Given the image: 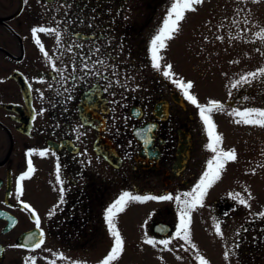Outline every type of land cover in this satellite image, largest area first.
Masks as SVG:
<instances>
[{
  "label": "flooded vegetation",
  "instance_id": "af4514ba",
  "mask_svg": "<svg viewBox=\"0 0 264 264\" xmlns=\"http://www.w3.org/2000/svg\"><path fill=\"white\" fill-rule=\"evenodd\" d=\"M153 2L0 0V264H25L29 257L35 260L28 264H99L113 244L105 211L123 192L175 196L190 191L205 171L214 154L206 148L209 141L198 109L162 72L151 67V45L143 40V31L154 17ZM67 4L72 7H61ZM53 17L73 21L69 31L80 34L75 42L85 44L83 50L69 52L73 40L68 35L58 46L55 34L37 33L52 57L46 60L31 28L54 27ZM94 42L101 47L99 55L114 66L100 68L102 76L85 75L81 70L79 57ZM165 49L160 51L162 67L167 65ZM74 62L76 79H72ZM53 64L65 69L64 82ZM112 71L117 75L112 76ZM117 79L126 87L113 84L104 90ZM260 86L252 91L228 86L223 92L226 121L223 133L216 131L226 139V147H220L235 149L237 160L226 164L221 179L208 190L205 210L197 208L192 213V242L197 233L210 231L219 264H264V218L256 215L264 211V196L251 199V208H246L229 195L240 193L247 198L246 173L264 178L260 167L264 164V128L236 124L237 117L229 115L232 108H264ZM247 93L258 102H248L250 98L246 102ZM41 108L44 113L37 115ZM137 111L139 115L133 116ZM149 126H154L147 134L151 143L145 145L136 132ZM46 149L45 156L38 154ZM30 150L37 151L28 157ZM29 158L35 171L22 181L24 191L17 198L16 181L27 170ZM57 164L65 203L49 218L60 196ZM20 201L40 217L45 235L39 249L13 247L39 231ZM9 217L16 221L14 225ZM213 218L221 222L222 238L215 233ZM177 223L174 201L129 203L116 216L124 252L113 264H198L195 249L182 240L172 241V251L144 243L146 238L172 237ZM237 242L239 248L235 249ZM226 249L235 251L228 260L224 259ZM135 253L143 254L141 260H134Z\"/></svg>",
  "mask_w": 264,
  "mask_h": 264
},
{
  "label": "snow or ice",
  "instance_id": "6c2138e0",
  "mask_svg": "<svg viewBox=\"0 0 264 264\" xmlns=\"http://www.w3.org/2000/svg\"><path fill=\"white\" fill-rule=\"evenodd\" d=\"M27 3V0H24ZM253 3H258L259 0H252ZM204 3V0H173L170 8L168 9L167 15L163 20V25L157 31V34L151 40V67L157 72H162L164 78L169 79L173 85H175L178 89L181 90L183 97L194 105L199 112L200 119L205 127V131L208 137V143L206 144V148L209 149L214 155L207 161L205 171L201 174L198 182L192 187L190 191L178 193L175 196L172 194H165L161 196L154 195H133L130 192H123L118 199H116L105 211V221L108 228V232L113 238V244L108 252V254L99 262V264H113V262L117 261L122 253L124 252V240L121 236L120 231L116 226V216L118 213L124 212L126 207L131 202H145L149 200H157V201H174L178 208V223L176 225L175 233L172 237L168 239L155 240L154 238H146L144 243L148 245H152L155 247L157 244L162 245V251L167 249L168 251H172L169 248V245L172 243L174 239L182 240L184 244L190 246L191 249H196L197 246L192 242V233H191V225H192V213L197 210V208L204 207V199L208 194V190L213 187V185L221 179L222 172L225 170L226 164L229 161L237 160V153L235 149L224 150L220 145L223 142L222 134L216 131L217 125L213 120V113L222 112L225 110V105L217 100H209L206 104L199 103L196 95L192 93V89L194 87L193 81H185L182 78H177L176 74L173 72V66L171 64H167L162 67L161 60L163 57L160 55V51L167 47L166 41L173 38L174 34L179 31V24L182 20L185 19V13L189 11H196V6ZM61 7H66L70 9L72 7L71 4L61 5ZM64 15L67 16L68 12L65 11ZM54 27H46L43 25L34 26L31 28V34L35 43L40 46V51L44 54L46 60L51 61L52 57L45 51L41 41L37 38V33H47V34H55L57 45L59 46L62 41L64 35H68L73 43L69 44L67 50L69 52L73 51L74 48L83 50L85 48V44L76 43V37L79 36V33H71L69 31L68 25L72 24V20L62 21L56 20L53 17ZM234 24H238L239 22L233 20ZM247 23V20H245ZM64 25L63 28L61 25ZM92 27L91 24L88 25ZM255 39L264 42V27H260L258 31L253 33ZM230 39H239L240 34L237 36H231L229 34ZM207 39V38H206ZM216 39L223 40L224 37L217 36ZM101 47L98 43H93L89 48V51L86 55H81L79 57L81 61V70L85 73V75H93V76H102L103 72L100 71V68H104L106 70L114 68V66L109 65L105 58L100 56ZM99 66V67H98ZM53 70L58 72L61 82L66 80L63 73L65 69H57L53 64ZM76 70L75 62L73 63V76L72 79H76L74 73ZM117 73L112 71V76H116ZM264 79V67L257 68L255 71L247 72L244 75H241L239 79L233 81L231 83V89L243 88L245 85L251 86L254 81ZM113 84H119L121 87H126V85L121 84L120 80H113L109 82L108 86L104 89L108 91ZM51 87V85H50ZM65 91L68 89L65 88ZM115 95V93H113ZM232 96L231 90L229 91V97ZM43 99V94L40 96ZM244 100H248L249 97H243ZM114 103H117L114 101ZM45 109L41 108L37 115H42ZM139 115V112H134L133 116ZM229 115H233L237 117L235 119L236 124H244L249 126H255L264 128V108L258 107H245L242 110L239 108H232ZM35 119V116L33 117ZM154 126H149L148 128L137 130L136 135L143 139V143L148 145L151 143V138L147 134L152 131ZM37 150H30L27 153L28 157H31L33 152ZM48 150L39 151L40 156H45ZM54 155V153H53ZM260 167H264V164L260 165ZM35 171L33 167L32 160L29 158L27 160V170L23 172L16 181V190L15 195L19 198L23 194V184L26 178H30L31 174ZM60 166L57 164L56 168V177L57 181L60 184L59 192V202L55 205L48 213V217L51 218L56 214L59 210L60 206L65 203V189L63 187L64 182L61 180L60 176ZM255 173V169L252 170ZM247 191V190H246ZM231 198L238 202L239 205H242L246 208H251L250 201L253 199L251 194L249 193L247 198L242 196L240 193H230ZM24 210L29 211L30 215L35 220V227L38 229V232L30 233L23 245H13V247H24L31 249H39L44 244V232L41 229V220L39 215L35 212L28 203L20 201ZM0 215H3L0 213ZM227 215V213H225ZM259 217L264 218V211L256 214ZM214 219V229L217 236L223 237V232L221 229V222ZM9 220L14 225L16 221L9 217ZM239 235V230L237 231V236ZM184 244H181L180 247L183 248ZM235 249L239 248V243L237 242L234 245ZM187 250V249H185ZM230 252L232 255H235V251L232 249H226L224 252V259L228 260ZM60 258L66 259L62 253L59 254ZM179 258V257H178ZM196 259L199 264H210V262L197 251ZM32 260L34 262V257H29L25 259V264H28V261ZM52 264H55V261H52ZM72 264H81L79 261H73Z\"/></svg>",
  "mask_w": 264,
  "mask_h": 264
},
{
  "label": "rangeland",
  "instance_id": "374dc122",
  "mask_svg": "<svg viewBox=\"0 0 264 264\" xmlns=\"http://www.w3.org/2000/svg\"><path fill=\"white\" fill-rule=\"evenodd\" d=\"M172 2L173 0H154L152 3L155 6L152 10L154 17L143 31L146 34L143 40L147 44L151 45L153 29L156 26L162 27ZM233 20L239 23L234 24ZM260 27H264V0H259L258 3H253L252 0H204V3L196 6V11L185 13V19L179 24V31L166 41L165 59L167 64L173 66V72L179 75L177 78L193 81L191 91L197 96L199 103H207L209 100L222 102L223 92L233 81L247 72L264 67V42L255 39L253 35ZM238 33L241 38L230 39L229 34L237 36ZM217 36L224 39L218 40ZM259 81H254L251 86L245 85L244 88L252 91L261 85V92L264 93V79L261 83ZM246 96L250 98L246 102H258L252 94L247 93ZM214 116L217 128L223 133L222 126L226 121L224 113L216 112ZM225 140L223 138L222 146L226 144ZM229 144L236 143L229 141ZM245 175L246 197L249 193L253 199L260 194L264 196V178L248 176V173ZM213 240L210 231L197 233L194 239L197 246L195 252L199 251L210 264H219L216 263ZM142 256L141 253H135L134 260L139 261Z\"/></svg>",
  "mask_w": 264,
  "mask_h": 264
}]
</instances>
